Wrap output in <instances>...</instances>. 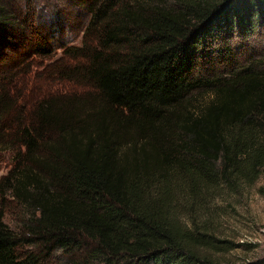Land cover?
Masks as SVG:
<instances>
[{
	"label": "trees",
	"instance_id": "obj_1",
	"mask_svg": "<svg viewBox=\"0 0 264 264\" xmlns=\"http://www.w3.org/2000/svg\"><path fill=\"white\" fill-rule=\"evenodd\" d=\"M70 1L87 18L55 59L30 0L23 15L28 52L68 86L19 109L0 76V145L16 160L0 185L27 214L14 231L0 197V264H264L219 258L233 243L208 204L264 165V55L213 43L264 35V0Z\"/></svg>",
	"mask_w": 264,
	"mask_h": 264
},
{
	"label": "rangeland",
	"instance_id": "obj_2",
	"mask_svg": "<svg viewBox=\"0 0 264 264\" xmlns=\"http://www.w3.org/2000/svg\"><path fill=\"white\" fill-rule=\"evenodd\" d=\"M7 1L0 0V5L5 7V12L9 15H17L19 21L10 19L8 20L10 23H0V63L5 59L14 61L0 67L2 69L0 76H2L3 84L12 80L11 90H13L15 96L21 95L18 105L19 109H23L32 104L37 97L48 93V91L57 90V92H61L62 87L68 85L61 81L58 82L62 84L56 82L58 80L56 74H53L50 68L45 66L50 60L44 56L33 55L28 52L29 40L27 39L35 31L31 26L27 27L30 19L23 17L28 11L30 12V10L25 9V0ZM30 1L31 6H35L38 13L37 16L33 11L35 20L32 15V21L36 23L37 28L43 25V28L49 30L50 36H52L50 39L51 59L58 58L61 55L62 44L60 42H63V45L80 44L82 27L87 18L84 9L77 8L70 3V0ZM34 36L36 35L34 34ZM213 43H215V48H218L220 44H230L234 47L237 56L240 55L242 58L245 55H251V57L264 55V35L242 39L238 32L230 36L220 34L217 35L216 41ZM214 45L203 49L204 54L215 57L217 53L211 51ZM24 50L26 53L23 54ZM14 57H16V60L13 59ZM201 60L205 61L206 56ZM214 62H219V60L216 59ZM65 90L68 91L69 89L65 88ZM203 100H207V97L205 96ZM3 124L7 126L8 120H4ZM15 162V149L0 145V179L11 169ZM2 187L0 185V193L3 192L0 197L3 196L5 202L9 204V191H2ZM208 204L216 234L220 238L233 243V248L219 256V258L233 263L263 260L264 165L260 168L258 177L251 185H239L234 189L223 188L220 194L212 198ZM8 207L3 220L11 229L17 232L22 219L27 216L26 211L21 207H18V210L11 209V204ZM54 255L50 256L45 264H69L67 261L68 256L58 254V252H55Z\"/></svg>",
	"mask_w": 264,
	"mask_h": 264
}]
</instances>
